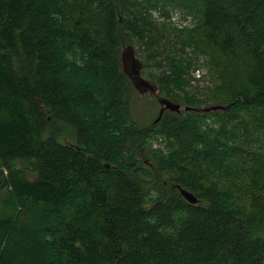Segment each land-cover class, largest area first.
Here are the masks:
<instances>
[{"label": "trees", "instance_id": "16d2710c", "mask_svg": "<svg viewBox=\"0 0 264 264\" xmlns=\"http://www.w3.org/2000/svg\"><path fill=\"white\" fill-rule=\"evenodd\" d=\"M127 45L192 108L135 119ZM2 189L0 264H264V0H0Z\"/></svg>", "mask_w": 264, "mask_h": 264}, {"label": "rangeland", "instance_id": "374dc122", "mask_svg": "<svg viewBox=\"0 0 264 264\" xmlns=\"http://www.w3.org/2000/svg\"><path fill=\"white\" fill-rule=\"evenodd\" d=\"M161 13V14H160ZM170 13L171 18L170 19H164V15H162V12H154L152 13L153 19L157 20L158 22L166 21L165 23L169 26L178 27V28H184L191 26L192 22V15H187L188 13L180 10V9H173ZM156 21V22H157ZM211 47H208V51L210 55L216 56V53L214 50L210 49ZM135 50V49H134ZM136 56L138 57V54L135 52ZM191 55L194 56L197 63L195 64L196 71L191 74V82L194 86H198V88L203 90L204 92H208L210 88L213 87L214 83V76L215 71L211 69L210 67L206 66L205 63V56L199 55L197 53H192ZM139 58V57H138ZM140 59V58H139ZM141 60V59H140ZM142 62V61H141ZM224 74L226 72L224 71ZM155 100L153 96L151 95H142L132 92L131 93V101H130V110L131 114L135 119H137L139 122L144 123L146 121L150 122L152 120H155V118L158 116L160 104L157 101L155 103ZM176 103V102H175ZM179 103V102H177ZM181 105V109H185L184 105ZM210 105V104H209ZM68 140L73 141V137L70 134H67L66 137ZM262 142V140H261ZM245 154H251L253 151V148H243ZM261 159L256 160L254 166L260 167ZM6 195V190L2 189L0 190V214L3 213V198ZM260 202L257 203V212L261 215L262 212H264V202L262 200H259Z\"/></svg>", "mask_w": 264, "mask_h": 264}, {"label": "water", "instance_id": "95a60500", "mask_svg": "<svg viewBox=\"0 0 264 264\" xmlns=\"http://www.w3.org/2000/svg\"><path fill=\"white\" fill-rule=\"evenodd\" d=\"M121 62H122V69L127 74L128 78L130 79L132 85L139 91L140 94L144 95L146 93L153 94L156 100L161 105L159 108V113L156 118L158 120L163 111L165 109H169L172 111H180L181 105L180 103H175L162 95L158 94V87L155 83L149 81L146 77H144L141 74V70L143 68V64L141 60L136 56L135 50L133 46L127 45L123 48L121 53ZM192 107H186L185 109L188 110ZM225 107L222 105H210L207 107H204V111H210V110H217V109H224ZM177 188L179 189L181 195L190 203H196L197 197L191 193L190 191H187L184 188H181L179 185H177Z\"/></svg>", "mask_w": 264, "mask_h": 264}, {"label": "flooded vegetation", "instance_id": "af4514ba", "mask_svg": "<svg viewBox=\"0 0 264 264\" xmlns=\"http://www.w3.org/2000/svg\"><path fill=\"white\" fill-rule=\"evenodd\" d=\"M151 95V96H153L154 97V95L153 94H150V93H146V94H144V95ZM155 98V97H154ZM156 99V98H155ZM161 106V105H160Z\"/></svg>", "mask_w": 264, "mask_h": 264}]
</instances>
